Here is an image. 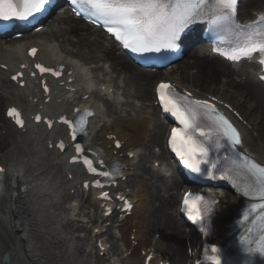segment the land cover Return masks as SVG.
Instances as JSON below:
<instances>
[{"label": "bare ground", "instance_id": "bare-ground-1", "mask_svg": "<svg viewBox=\"0 0 264 264\" xmlns=\"http://www.w3.org/2000/svg\"><path fill=\"white\" fill-rule=\"evenodd\" d=\"M252 10L264 11V0H247L241 9L240 19L251 18L254 13ZM95 35V32L93 35L84 33V29L66 14L40 34L15 42L0 43V166L7 170L5 191L10 200V233L5 240L12 264H79L86 255L82 250V255L80 254L78 246L81 240L76 233L88 230L98 251L95 260L89 264H104L105 260H109L110 264H130V258H125L124 252L120 253L122 249L115 245L108 248V242L102 235L106 220L105 211L100 209L98 194H94L88 201L97 212V217H89L88 222L86 215L91 211L87 214V202L81 206L76 203V195H85L82 173L77 167L68 164L69 155H60L55 149H50L62 137L63 131L56 128L47 132L31 124L24 131H19L2 114L3 108L8 106H19L27 115L32 116L40 112L41 108L48 114L55 115L62 111L72 113L76 107L90 105L97 112L90 127L93 141L108 156L123 163L127 179L136 175L131 182L130 191H127L130 186L122 188L123 182L117 191H122L131 198L138 220L121 228L116 237L125 239L128 228H131V235L142 241V251L146 252L142 264H145V259L150 254L154 255L152 264H193L196 258L189 256L186 245L183 247L181 244L182 239L189 236L180 223L179 208L176 207L182 184L174 175L169 178L165 176L161 169L164 164H160L159 169L154 168L155 162L167 161L164 139L168 127L160 120L153 104L151 87L162 76H171L172 80L186 89L198 94H211L228 103L231 101L243 110L248 120V126L243 125L247 150L262 162V120L255 114L264 112V106L261 109L250 106L247 111V105L244 109L247 99L242 98L244 102L238 101L234 93L230 94V88L227 90L225 87L223 90L212 87L215 72L226 71L219 58L211 57L205 51L197 50L187 61L164 73H149L138 70L113 42L105 44L98 36L95 38ZM32 46L40 48L37 60L47 64H65L68 69L73 70V74L66 80L75 79L70 84L74 91L67 90L65 86L58 87L54 90L50 103H45L47 97H44L34 80L30 79L25 89L9 80L14 70L32 63L27 56V51ZM2 67H8L12 71L7 72ZM185 72L188 76L183 75ZM175 73L180 77H172ZM239 73L241 76L248 74L250 78L239 83L230 82L231 86H228L241 85L253 93L250 96L264 100V89L254 79V73L248 69H241ZM234 91L239 93L237 88ZM85 96H88L87 100H84ZM250 125L252 130L249 129ZM254 133H258V138H255ZM117 140L122 143L120 149L115 147ZM144 146L147 148L141 153ZM156 147H161V154L153 151ZM131 154L134 155L133 158L130 157ZM143 160L150 166L142 165ZM70 174L73 175L72 179L69 178ZM20 184L26 185L27 191L20 192L13 199L15 185ZM72 191H75L74 194ZM217 197L221 199V203L215 222L216 234L224 238L227 232L224 222L230 214L227 207L230 202L222 194ZM235 200V204L242 203L238 197ZM66 202L69 207L64 205ZM70 212L74 214L71 216ZM121 215L123 219L124 214ZM76 218H80V221ZM94 221L100 223V227L90 226ZM157 233H162L163 237L155 241L153 237ZM99 241L106 248L103 258L100 257L102 249L98 245ZM190 242L188 249L193 253L197 246L195 237ZM124 245L127 251L131 249L130 243L125 242Z\"/></svg>", "mask_w": 264, "mask_h": 264}, {"label": "snow or ice", "instance_id": "snow-or-ice-1", "mask_svg": "<svg viewBox=\"0 0 264 264\" xmlns=\"http://www.w3.org/2000/svg\"><path fill=\"white\" fill-rule=\"evenodd\" d=\"M54 4L55 0H0V21L31 22L44 16ZM70 4L78 17L103 27L132 53L177 52L186 30L194 24L207 22L220 33L213 52L233 63L258 56L259 63L264 65V15L251 23L238 24L239 0H70ZM37 52L32 48L28 54L35 58ZM35 67L40 74L51 73L54 77L63 72V69L53 70L41 64ZM18 76L12 79L16 80ZM260 78L264 80V76ZM48 91L45 85L44 92ZM157 95L163 111L171 113L177 121L178 126L172 129L168 145L185 168L201 179L227 181L240 195L257 201L244 218L252 217V223L258 224L261 235L258 240L245 239L242 243L246 245V257H264V164L244 154L242 133L211 100L194 98L190 92L181 94L174 85L164 82L158 85ZM7 114L20 128L25 127L16 108L9 109ZM92 115L91 111H86L75 121L61 117L60 122L68 125L72 140L77 141L78 136L88 135L87 118ZM35 121L41 123V116H35ZM43 123L49 129L53 127L51 120L45 119ZM115 146L120 148L119 141ZM57 147L65 150L63 142ZM74 147L76 155L70 162L82 159L89 172L106 178L121 174L118 167L110 172L99 170L96 165L102 169L105 163L102 159L93 161L87 156L81 157L83 146L75 143ZM222 151L226 154L221 156ZM4 172L5 169L0 167V175ZM96 186L103 187L99 181ZM103 197L108 198V194L104 193ZM216 203L210 197L192 192L186 193L183 199V210L194 224L200 225L204 235L208 234L209 219ZM210 251L215 255L209 256L206 249V264H221V250L213 246ZM246 264H253V261L248 259Z\"/></svg>", "mask_w": 264, "mask_h": 264}, {"label": "rangeland", "instance_id": "rangeland-1", "mask_svg": "<svg viewBox=\"0 0 264 264\" xmlns=\"http://www.w3.org/2000/svg\"><path fill=\"white\" fill-rule=\"evenodd\" d=\"M182 67V66H181ZM224 68H225V71H226V73H223V71L222 70H218V69H216V70H218V71H216L215 72V75H214V78L212 79V87H216L217 89H225V87H227V90H228V88H230L229 89V92H230V94L231 93H234L235 94V97H236V99L238 100V101H240L241 100V102H244L243 100H242V98H245V99H247V101L246 102H244V109L246 108V105H247V108H246V110L248 111L249 110V108H250V106L252 107V106H254V107H256V108H259V109H261V107H262V105L264 106V100L263 99H260V98H256L255 96H252L253 95V93H251L247 88H244L243 86H241V85H237V87H235V86H233V87H230L231 86V84H230V82H236L237 81V79L238 80H240V79H243V78H245L244 76H239V75H232L231 73H230V69L228 68V66H224ZM190 73H192V71H190ZM178 73H175L174 75H173V77H180L179 75H177ZM183 75H185V76H188V74H187V72H185V74H183ZM238 77V78H237ZM167 79V78H166ZM228 84L230 85V86H228ZM238 87H241V88H238ZM235 88H237L238 89V92L241 94V95H239V93L237 94V93H235V91H234V89ZM152 91H153V88L151 89ZM250 94H252L251 96H250ZM247 103V104H246ZM241 111H243L242 109H240ZM263 110H264V108H263ZM256 116H258V117H260V120H262V130H261V138H262V140L264 141V112H262L261 114H255ZM142 165H144L145 164V162H142L141 163ZM131 181H132V179H131ZM130 185H132V184H130ZM228 198L230 199V200H232L233 198L231 197V195H228ZM130 219H136L135 217H131ZM181 244L183 245V247H184V244H185V239L183 238L182 239V242H181ZM137 256H138V254H137Z\"/></svg>", "mask_w": 264, "mask_h": 264}]
</instances>
